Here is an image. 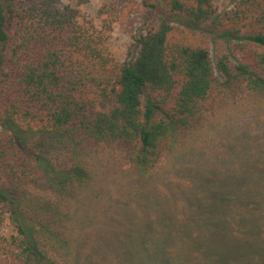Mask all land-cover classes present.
<instances>
[{
    "label": "trees",
    "instance_id": "trees-1",
    "mask_svg": "<svg viewBox=\"0 0 264 264\" xmlns=\"http://www.w3.org/2000/svg\"><path fill=\"white\" fill-rule=\"evenodd\" d=\"M90 1L0 0V264H75L70 210L100 179L147 178L206 137L241 90L264 102V0H229L210 28L213 0H143L165 15L139 28L122 60L110 47L117 5L91 16ZM211 33L231 55L221 44L212 60ZM258 176L238 193L264 204ZM224 178L215 219L232 206L223 188L239 186ZM215 223L157 228L150 259L118 264H248L264 250V227Z\"/></svg>",
    "mask_w": 264,
    "mask_h": 264
},
{
    "label": "rangeland",
    "instance_id": "rangeland-1",
    "mask_svg": "<svg viewBox=\"0 0 264 264\" xmlns=\"http://www.w3.org/2000/svg\"><path fill=\"white\" fill-rule=\"evenodd\" d=\"M104 1L91 0L81 8L94 16ZM111 1L118 7L119 19L110 47L122 60L139 28L146 21L165 14L146 6L143 0ZM230 4L229 0H213L214 16L204 26H215L217 18ZM208 39L213 61L221 44L231 55L223 38L211 33ZM233 100L232 111L214 125L206 137L181 154L162 159L147 178L124 181L108 175L76 200L70 210L76 235L75 264H118L121 259H132L133 254L134 258L143 254L144 260L150 259L153 254L148 255V234L157 228L166 227L171 233L185 229L203 232L219 229L215 225L218 221L221 226L240 227L244 231L263 230L262 200L253 199L252 203L238 191L241 185L262 184L258 173L264 169V102L245 90L237 92ZM225 174L229 175V182L239 186L223 188L232 206L227 218L215 219V211H220L213 209L211 203L218 200L215 185L225 181ZM30 192L36 195L35 189ZM250 208L258 212L249 213ZM126 243L128 245L124 246ZM191 247L196 248H184ZM234 257L229 264L234 263ZM250 257L246 260L248 264H264V250Z\"/></svg>",
    "mask_w": 264,
    "mask_h": 264
}]
</instances>
